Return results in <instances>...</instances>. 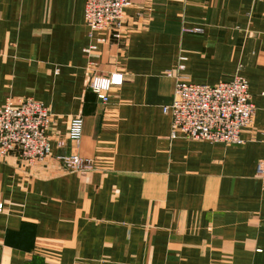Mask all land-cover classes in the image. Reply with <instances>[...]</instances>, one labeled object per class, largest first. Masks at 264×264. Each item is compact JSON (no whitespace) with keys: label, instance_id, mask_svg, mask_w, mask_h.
<instances>
[{"label":"crops","instance_id":"obj_1","mask_svg":"<svg viewBox=\"0 0 264 264\" xmlns=\"http://www.w3.org/2000/svg\"><path fill=\"white\" fill-rule=\"evenodd\" d=\"M84 2L0 0V106L54 116L46 160L0 157V264H264V2L130 0L121 40L90 55ZM114 71L102 107L88 81ZM236 74L255 107L241 143L170 136L177 79ZM70 154L95 169L64 170Z\"/></svg>","mask_w":264,"mask_h":264},{"label":"built area","instance_id":"obj_2","mask_svg":"<svg viewBox=\"0 0 264 264\" xmlns=\"http://www.w3.org/2000/svg\"><path fill=\"white\" fill-rule=\"evenodd\" d=\"M128 4L129 0H85L84 22L88 28V36L103 42V39H95V33L113 29L114 37L119 38ZM95 41L83 51L89 53L94 49ZM122 82L123 76L118 72L109 75L95 74L88 81V87L100 103L105 105L110 90L120 86ZM163 110L171 116L172 138L226 144L243 141L240 132L251 124L255 113L247 82L239 74L230 81L215 85L194 84L177 79L172 102ZM49 114L41 103L33 99L13 100L8 97L0 107V156L19 147L21 155L29 163L42 160L49 153V140L45 134L50 124ZM81 129V118H72L69 123V139L78 142ZM56 158L66 171L94 169L92 160L75 154ZM257 169L259 173L262 172L261 165ZM1 206L0 204V208Z\"/></svg>","mask_w":264,"mask_h":264},{"label":"rangeland","instance_id":"obj_3","mask_svg":"<svg viewBox=\"0 0 264 264\" xmlns=\"http://www.w3.org/2000/svg\"><path fill=\"white\" fill-rule=\"evenodd\" d=\"M129 2H130V0H129ZM124 16H125V14H124ZM123 21H124V19H123ZM86 25V24H85ZM102 31H109L110 32V36H109V39H103V38H99V39H103L104 41L103 42H98L97 40L95 41V48L94 49H91L90 50V52L89 53H85L86 55H90V54H92L93 52H95L96 50H97V48H98V45L99 44H108V43H110V41L109 40H114V41H119V40H121V38H122V36H123V22H122V28H121V34H120V37L119 38H115L114 37V35H113V33H114V30L113 29H106V30H102ZM98 32H100V31H98ZM96 39V38H95ZM87 48V47H86ZM114 72H116V71H114ZM111 73H113V72H111ZM111 73H109V74H111ZM118 73H120V72H118ZM95 74H99V75H109V74H100V73H97V72H94V73H92L91 74V76H90V78H89V81H90V79H91V77L93 76V75H95ZM123 76V75H122ZM117 87H119V86H117ZM114 88H116V87H114ZM88 89H89V87H88ZM113 89V88H112ZM112 89L110 90V92L108 93V102L105 104V105H102L101 103H100V101L98 100V98H97V96H96V98H97V101H98V103L102 106V107H105L108 103H109V99H110V94H111V91H112ZM90 90V89H89ZM91 91V90H90ZM92 92V91H91ZM92 93H94V92H92ZM95 94V93H94ZM8 97H10V96H8ZM7 97V98H8ZM6 98V99H7ZM10 98H12V97H10ZM28 98H30V99H33V98H31V97H25V98H17V99H14V98H12L13 100H24V99H28ZM5 99V100H6ZM33 100H35V99H33ZM35 101H37V100H35ZM5 102V101H4ZM37 102H39V101H37ZM39 103H41L48 111H49V121H50V124H49V126L47 127V130H46V136L48 137V140H49V153L45 156V157H43V159L42 160H40V161H34V162H32V163H29L27 160H26V158H24L22 155H21V151H20V148L19 147H14L12 150H10V152H8L5 156H0V157H2V158H4V157H6V156H8L9 154H17V156L22 160V162L24 163V164H26L27 166H29V167H33V166H36L37 164H39V163H42L44 160H46L49 156H50V150H51V133H50V130H51V128H52V124H53V120H54V116L51 114V112H50V110H49V108L46 106V105H44L42 102H39ZM4 104V103H3ZM2 104V105H3ZM1 105V106H2ZM0 106V107H1ZM75 117H79V118H81V116L80 115H74V116H71L70 118H69V120H68V127H67V137L69 138V123H70V120L72 119V118H75ZM81 120H82V118H81ZM81 134H82V129H81ZM81 137V136H80ZM80 139V138H79ZM73 141V140H72ZM79 141V140H78ZM75 155H77V154H75ZM79 156V155H78ZM59 157H63V156H59ZM81 157V156H80ZM83 158V157H82ZM93 161V160H92ZM94 163V162H93ZM94 169H95V164H94ZM93 169V170H94ZM91 171V170H90ZM2 205V204H1ZM2 209H3V206H1V208H0V211H2Z\"/></svg>","mask_w":264,"mask_h":264}]
</instances>
